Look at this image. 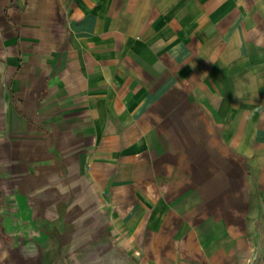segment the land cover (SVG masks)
Segmentation results:
<instances>
[{
	"label": "crops",
	"instance_id": "0c3cea01",
	"mask_svg": "<svg viewBox=\"0 0 264 264\" xmlns=\"http://www.w3.org/2000/svg\"><path fill=\"white\" fill-rule=\"evenodd\" d=\"M257 234L264 0H0V264H249Z\"/></svg>",
	"mask_w": 264,
	"mask_h": 264
},
{
	"label": "water",
	"instance_id": "95a60500",
	"mask_svg": "<svg viewBox=\"0 0 264 264\" xmlns=\"http://www.w3.org/2000/svg\"><path fill=\"white\" fill-rule=\"evenodd\" d=\"M262 251L259 234L256 235V249L249 264H259ZM54 252V251H53ZM59 251L48 258H40L39 264H131L130 260L119 254L109 244L98 243L90 250L80 252L79 255H69L65 252L62 256Z\"/></svg>",
	"mask_w": 264,
	"mask_h": 264
},
{
	"label": "rangeland",
	"instance_id": "374dc122",
	"mask_svg": "<svg viewBox=\"0 0 264 264\" xmlns=\"http://www.w3.org/2000/svg\"><path fill=\"white\" fill-rule=\"evenodd\" d=\"M259 239L261 241V247H262V251H261L260 259H259V264H264V239H263L262 235H259ZM255 249H256V237H255ZM249 263H250V261H249ZM31 264H39V263H38V261L33 260Z\"/></svg>",
	"mask_w": 264,
	"mask_h": 264
}]
</instances>
